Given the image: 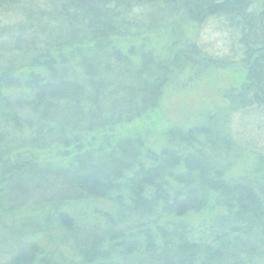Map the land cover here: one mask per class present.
<instances>
[{"label": "trees", "instance_id": "obj_1", "mask_svg": "<svg viewBox=\"0 0 264 264\" xmlns=\"http://www.w3.org/2000/svg\"><path fill=\"white\" fill-rule=\"evenodd\" d=\"M208 17L233 30L229 57L194 42V60L134 59L115 40ZM196 56L239 64L237 99L264 108V0H0V264H264V173L227 177L235 137L218 125V149L204 123L170 128L156 151L122 131ZM82 200L109 207L79 221Z\"/></svg>", "mask_w": 264, "mask_h": 264}, {"label": "rangeland", "instance_id": "obj_2", "mask_svg": "<svg viewBox=\"0 0 264 264\" xmlns=\"http://www.w3.org/2000/svg\"><path fill=\"white\" fill-rule=\"evenodd\" d=\"M232 31L222 18L208 17L196 23L184 22L173 30H132L115 40L123 50L135 53L134 59L141 50H153L156 54L175 58L180 50L190 51L194 42L211 56L220 58L229 57L232 53L231 41L235 39L236 42ZM202 57H197L201 63L182 64L164 86L157 110L124 125L122 131L148 133L150 146L159 151L168 144L166 132L170 128H190L204 123L212 132L209 139L215 141L220 149L224 137L215 131L218 125H222L238 141V145L234 144L229 166L225 165L227 177L257 179V172L264 173V113L261 114L264 108L252 106V100L248 98L243 104L237 99V92L244 86L245 74L239 64L217 66L204 59L207 56ZM179 60L182 61L181 58ZM230 60H235V57ZM207 118L212 120L206 123ZM202 139L208 138L202 136ZM108 207L105 200H82L71 204L68 210L79 221L89 222L100 219L101 210ZM217 210L207 209L195 216L196 225L205 224ZM57 236L55 231H50L38 239L45 245L53 241L50 248H57Z\"/></svg>", "mask_w": 264, "mask_h": 264}]
</instances>
